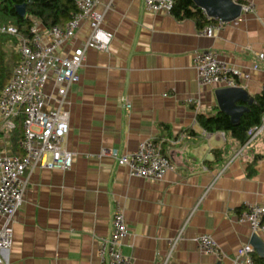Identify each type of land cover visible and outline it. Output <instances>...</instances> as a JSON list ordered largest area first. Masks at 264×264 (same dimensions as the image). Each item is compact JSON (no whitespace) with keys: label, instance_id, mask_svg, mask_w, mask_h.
Listing matches in <instances>:
<instances>
[{"label":"crops","instance_id":"0c3cea01","mask_svg":"<svg viewBox=\"0 0 264 264\" xmlns=\"http://www.w3.org/2000/svg\"><path fill=\"white\" fill-rule=\"evenodd\" d=\"M97 1L112 40L107 52H85L79 82L66 95L62 149L73 155L71 167L26 174L5 264H99L97 240L107 236L114 205L127 226L122 253L133 264H231L253 234L241 213L264 206V132L240 144L206 132L197 117L225 112L237 124L263 93L264 65L251 67L264 46V0H193L213 25L225 22L211 38L199 35L204 26L193 19L144 11L141 0ZM241 5L252 10L243 13ZM88 32L81 22L62 54ZM205 50L247 76L240 92L198 84L193 59ZM54 89L49 81L46 93ZM147 139L162 142L173 166L161 181L130 177L116 164ZM202 235L214 240L220 258L198 250ZM256 235L264 243V232Z\"/></svg>","mask_w":264,"mask_h":264},{"label":"built area","instance_id":"2783aa9c","mask_svg":"<svg viewBox=\"0 0 264 264\" xmlns=\"http://www.w3.org/2000/svg\"><path fill=\"white\" fill-rule=\"evenodd\" d=\"M236 3L237 0H229ZM97 0H75L76 13L63 28H45L34 20L29 36H21L12 26H0V34L16 39V65L7 84L0 93V264H5L3 254L12 245V223L19 210L26 190V174L34 169L67 171L73 155L62 149V142L68 133V115L63 106L69 88L79 82V70L89 49L107 52L112 34L101 28L103 15L96 12ZM146 12L170 15L174 0H141ZM243 13L252 10L251 5H241ZM203 13L207 24L199 32L206 38L225 26L218 20L213 25ZM81 22L88 24L89 32L82 43L72 48L69 54H62L64 46L70 42ZM264 65V46L256 56L252 70ZM193 68L201 86L221 85L238 88L247 78L232 67L221 62L212 50L199 51L193 59ZM49 81L54 91L46 93ZM21 120V135L17 140L20 155L12 152L9 144L16 130V122ZM264 132V115L259 126L249 131V139ZM116 164L126 167L130 177L151 181H161L168 171L173 170L168 158L163 155L161 141L147 139L139 143L131 155L116 158ZM239 220L248 224L251 232H264V206L246 205ZM127 226L122 210L113 206L107 236L98 239L97 257L99 264H133L122 253ZM181 239V232L172 239L170 247ZM197 248L203 254L220 258L219 248L208 235L196 240ZM253 248L247 244L240 247L231 264H255ZM166 261V259H165Z\"/></svg>","mask_w":264,"mask_h":264},{"label":"trees","instance_id":"16d2710c","mask_svg":"<svg viewBox=\"0 0 264 264\" xmlns=\"http://www.w3.org/2000/svg\"><path fill=\"white\" fill-rule=\"evenodd\" d=\"M22 5L26 11L24 18L16 13V8ZM76 11L75 0H0V26H12L21 36L28 37L34 20L39 21L45 28L53 26L63 28ZM170 15L177 20L193 19L199 28L208 23L193 0H174ZM15 45L14 37L0 34V93L18 60L14 51ZM263 115L264 91L255 97V102L249 106L237 124H233L224 113H218L215 117L198 116L197 122L206 132H224L240 144H244L249 139V131L260 125ZM21 123V120H17L16 130L10 139L15 150L21 135ZM260 158V156L253 158L248 165V171L253 170ZM253 260L255 264H264V258H259L255 253Z\"/></svg>","mask_w":264,"mask_h":264},{"label":"water","instance_id":"95a60500","mask_svg":"<svg viewBox=\"0 0 264 264\" xmlns=\"http://www.w3.org/2000/svg\"><path fill=\"white\" fill-rule=\"evenodd\" d=\"M223 1L230 2L229 0H223ZM238 9H240V8L238 7ZM223 11H227L226 8ZM25 12L26 11H25V6L24 5L19 6V7L16 8V13L21 18H24L25 17ZM229 90L230 91H236V92H238L239 91V88H229ZM263 91H264V88H263ZM240 100H243V97L242 96H241ZM244 101H245V99H244ZM224 114L228 116L227 113L224 112ZM249 245L253 248L255 254L259 258H264V243L259 239V237L256 234H252L251 235L250 240H249Z\"/></svg>","mask_w":264,"mask_h":264},{"label":"rangeland","instance_id":"374dc122","mask_svg":"<svg viewBox=\"0 0 264 264\" xmlns=\"http://www.w3.org/2000/svg\"><path fill=\"white\" fill-rule=\"evenodd\" d=\"M14 51H15V47H14Z\"/></svg>","mask_w":264,"mask_h":264}]
</instances>
